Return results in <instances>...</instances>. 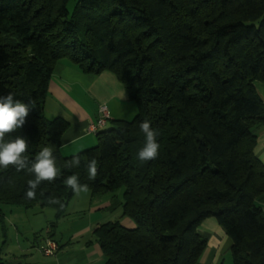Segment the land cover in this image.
Listing matches in <instances>:
<instances>
[{"label": "trees", "instance_id": "obj_1", "mask_svg": "<svg viewBox=\"0 0 264 264\" xmlns=\"http://www.w3.org/2000/svg\"><path fill=\"white\" fill-rule=\"evenodd\" d=\"M60 60L112 72L136 107L130 120H114L94 146L69 156L60 153L69 123L44 108ZM256 82L264 84V0H0V95L36 104L4 139L25 137L29 159L51 147L60 173L29 200L34 176L0 168V203L50 206L58 219L74 194L63 180L75 174L91 194L122 188V215L134 223L93 228L102 264H199L207 218L230 241L232 264H264V165L254 153L264 101ZM145 119L160 147L141 163ZM76 155L80 166L65 168ZM93 157L95 180L86 167ZM0 264H7L1 256Z\"/></svg>", "mask_w": 264, "mask_h": 264}, {"label": "crops", "instance_id": "obj_2", "mask_svg": "<svg viewBox=\"0 0 264 264\" xmlns=\"http://www.w3.org/2000/svg\"><path fill=\"white\" fill-rule=\"evenodd\" d=\"M255 85L264 101V84L256 82ZM97 103L106 107L108 122L111 123L116 119H128L135 110V105L129 99L124 86L112 72L107 70L99 74L82 72L66 60H60L55 64L49 79L44 108L49 117H60L69 123L61 136L60 153L63 156L75 154L96 144V134L100 128L94 130L92 125L96 119ZM255 133L254 153L264 165V126L256 129ZM258 203L264 212V196L258 200ZM32 210L0 204V256L3 261L7 264H86L89 261L88 259L84 260L85 262L71 260L63 263L59 260L56 251L53 255H44L40 243L35 246L34 242H31L29 246H21L19 241L17 242L19 237L35 235L37 229L42 226L39 224L37 227L34 222L36 212H42L41 209ZM48 216L45 215V221ZM123 226L132 228L134 223L127 221ZM9 228L13 229L12 238L18 245L14 250L6 244ZM48 229L50 233L49 226ZM198 232L206 240V248L199 264H223V258L219 256L221 248L227 241L223 229L213 218H207L200 224ZM57 245L59 248L58 243ZM225 256V264H232L229 249ZM20 257L22 260H19Z\"/></svg>", "mask_w": 264, "mask_h": 264}, {"label": "rangeland", "instance_id": "obj_3", "mask_svg": "<svg viewBox=\"0 0 264 264\" xmlns=\"http://www.w3.org/2000/svg\"><path fill=\"white\" fill-rule=\"evenodd\" d=\"M135 113L136 107L132 115L126 120H130ZM112 123L108 122L106 126L103 128L100 127L99 130H101V128L102 130L112 128ZM122 192L123 189L119 188L111 192L96 194H91L89 189L78 194L74 193L66 204L65 214L58 219L54 218L55 211L50 206L31 207L30 209H33L32 211L41 209L42 212H36L34 222L37 227L39 224L42 226L37 229L35 235L30 234L29 236H26V238L19 237L17 242L19 241L21 246H29L31 242H34L35 246L38 245V243L44 246V239L51 234L50 238H53L59 244V248H57L58 251L56 249V252H58L57 255L61 262L66 263L71 260H79V262H81L88 259L89 261L86 264H102L104 257L94 235L92 234V230L96 225L107 221H119L122 225H126L127 221H132L130 218L122 215ZM46 214L49 216L45 221ZM50 222H53L54 226L51 227L49 233L48 226ZM13 234V229L9 228L6 244L14 250L18 245L16 240L12 238ZM33 237L35 238V241H33ZM229 245L230 241L227 239L220 250L219 256L220 258H223V264H225L226 261L225 255L227 249H229ZM21 258L22 257H20L19 260H22Z\"/></svg>", "mask_w": 264, "mask_h": 264}, {"label": "clouds", "instance_id": "obj_4", "mask_svg": "<svg viewBox=\"0 0 264 264\" xmlns=\"http://www.w3.org/2000/svg\"><path fill=\"white\" fill-rule=\"evenodd\" d=\"M35 107L36 104L32 99H28V102L25 103L23 100L17 99L11 92L7 95H0V168L7 169L11 165L17 171L26 170L27 173L34 176V179L28 180L24 192V197L29 200L36 198V190L43 182L53 183L60 176L56 156L51 147L43 146L34 158L29 159L25 156L28 148V141L25 137L18 135L9 141L4 139L6 134L13 133L24 126L30 110ZM139 129L143 133L144 140L142 147L138 149L137 159L141 163L155 160L160 147L157 142L158 131L146 119L139 122ZM79 166L78 155L64 163L65 168ZM86 167L89 179L95 180L98 175L97 159L90 158ZM63 183L77 194L88 189V185L81 184L79 177L75 174L65 177ZM49 203L59 204L63 207L58 198L49 197Z\"/></svg>", "mask_w": 264, "mask_h": 264}, {"label": "built area", "instance_id": "obj_5", "mask_svg": "<svg viewBox=\"0 0 264 264\" xmlns=\"http://www.w3.org/2000/svg\"><path fill=\"white\" fill-rule=\"evenodd\" d=\"M108 113L106 107L103 104H98L96 106V120L95 123L92 125V128L95 130L100 126H104L107 123ZM57 249V243L50 238L45 240V244L42 248V253L46 256L53 255Z\"/></svg>", "mask_w": 264, "mask_h": 264}, {"label": "bare ground", "instance_id": "obj_6", "mask_svg": "<svg viewBox=\"0 0 264 264\" xmlns=\"http://www.w3.org/2000/svg\"><path fill=\"white\" fill-rule=\"evenodd\" d=\"M104 126H105V125H104ZM100 127H103V126H100ZM100 127H99V128H100ZM96 129H97V128H96Z\"/></svg>", "mask_w": 264, "mask_h": 264}]
</instances>
